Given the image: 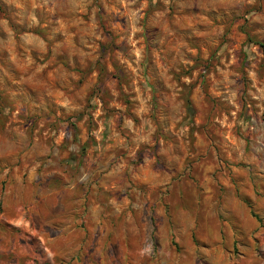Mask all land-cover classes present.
<instances>
[{
	"label": "rangeland",
	"instance_id": "1",
	"mask_svg": "<svg viewBox=\"0 0 264 264\" xmlns=\"http://www.w3.org/2000/svg\"><path fill=\"white\" fill-rule=\"evenodd\" d=\"M258 42L264 0H0V264H264Z\"/></svg>",
	"mask_w": 264,
	"mask_h": 264
},
{
	"label": "trees",
	"instance_id": "2",
	"mask_svg": "<svg viewBox=\"0 0 264 264\" xmlns=\"http://www.w3.org/2000/svg\"><path fill=\"white\" fill-rule=\"evenodd\" d=\"M258 45L264 50V43L263 42H258ZM187 107H188V109H190L188 101H187Z\"/></svg>",
	"mask_w": 264,
	"mask_h": 264
}]
</instances>
